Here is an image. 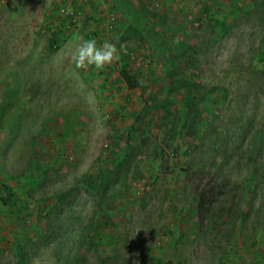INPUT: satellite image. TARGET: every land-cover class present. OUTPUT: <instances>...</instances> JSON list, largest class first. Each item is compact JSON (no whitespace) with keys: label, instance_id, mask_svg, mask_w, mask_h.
Returning a JSON list of instances; mask_svg holds the SVG:
<instances>
[{"label":"rangeland","instance_id":"374dc122","mask_svg":"<svg viewBox=\"0 0 264 264\" xmlns=\"http://www.w3.org/2000/svg\"><path fill=\"white\" fill-rule=\"evenodd\" d=\"M136 261L264 264V0H0V264Z\"/></svg>","mask_w":264,"mask_h":264},{"label":"clouds","instance_id":"9594fccd","mask_svg":"<svg viewBox=\"0 0 264 264\" xmlns=\"http://www.w3.org/2000/svg\"><path fill=\"white\" fill-rule=\"evenodd\" d=\"M121 49H117L115 44L104 42L98 45L96 39H81L71 53V62L76 69L87 70L94 67L96 70H103L107 65L120 59ZM134 264H139L138 261Z\"/></svg>","mask_w":264,"mask_h":264},{"label":"trees","instance_id":"16d2710c","mask_svg":"<svg viewBox=\"0 0 264 264\" xmlns=\"http://www.w3.org/2000/svg\"><path fill=\"white\" fill-rule=\"evenodd\" d=\"M125 13H126V10H125ZM127 15V14H126ZM59 47V36L58 35H55L53 40H52V43H51V48L53 50H57ZM131 52L130 51H126L125 53V58L126 60H130L131 58ZM128 65V64H127ZM121 79L122 81L127 85V87L130 89V90H136L139 86L137 80H135L132 75H131V72L126 68H124L122 74H121ZM114 85L118 84V81L114 82L113 83ZM5 202H7V200H5ZM213 204V203H210V205ZM204 206V204H201L200 206V209L201 211L202 210V207ZM210 207V206H209ZM210 211V208L209 210H205L203 211L204 215L207 214V212Z\"/></svg>","mask_w":264,"mask_h":264}]
</instances>
